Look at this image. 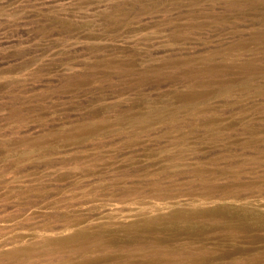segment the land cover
Masks as SVG:
<instances>
[{
    "label": "rangeland",
    "instance_id": "374dc122",
    "mask_svg": "<svg viewBox=\"0 0 264 264\" xmlns=\"http://www.w3.org/2000/svg\"><path fill=\"white\" fill-rule=\"evenodd\" d=\"M0 264H264V0H0Z\"/></svg>",
    "mask_w": 264,
    "mask_h": 264
}]
</instances>
